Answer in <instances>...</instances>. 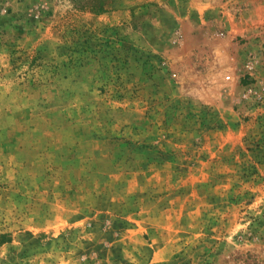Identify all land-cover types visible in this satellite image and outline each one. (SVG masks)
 <instances>
[{"label": "rangeland", "instance_id": "1", "mask_svg": "<svg viewBox=\"0 0 264 264\" xmlns=\"http://www.w3.org/2000/svg\"><path fill=\"white\" fill-rule=\"evenodd\" d=\"M0 264H264V0H0Z\"/></svg>", "mask_w": 264, "mask_h": 264}]
</instances>
